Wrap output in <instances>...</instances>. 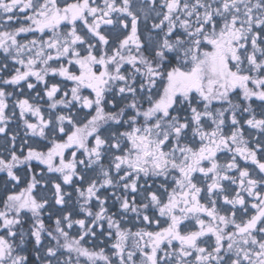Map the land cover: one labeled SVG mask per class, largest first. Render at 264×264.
Wrapping results in <instances>:
<instances>
[{
  "label": "snow or ice",
  "instance_id": "1",
  "mask_svg": "<svg viewBox=\"0 0 264 264\" xmlns=\"http://www.w3.org/2000/svg\"><path fill=\"white\" fill-rule=\"evenodd\" d=\"M0 264H264V0H0Z\"/></svg>",
  "mask_w": 264,
  "mask_h": 264
},
{
  "label": "flooded vegetation",
  "instance_id": "2",
  "mask_svg": "<svg viewBox=\"0 0 264 264\" xmlns=\"http://www.w3.org/2000/svg\"><path fill=\"white\" fill-rule=\"evenodd\" d=\"M4 174L3 173H0V177H2Z\"/></svg>",
  "mask_w": 264,
  "mask_h": 264
},
{
  "label": "rangeland",
  "instance_id": "3",
  "mask_svg": "<svg viewBox=\"0 0 264 264\" xmlns=\"http://www.w3.org/2000/svg\"><path fill=\"white\" fill-rule=\"evenodd\" d=\"M4 176V175H3Z\"/></svg>",
  "mask_w": 264,
  "mask_h": 264
}]
</instances>
